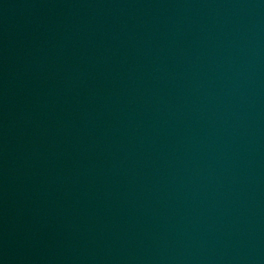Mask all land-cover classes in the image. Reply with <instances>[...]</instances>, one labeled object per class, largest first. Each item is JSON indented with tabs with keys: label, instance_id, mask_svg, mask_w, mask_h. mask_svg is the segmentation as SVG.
Instances as JSON below:
<instances>
[{
	"label": "water",
	"instance_id": "95a60500",
	"mask_svg": "<svg viewBox=\"0 0 264 264\" xmlns=\"http://www.w3.org/2000/svg\"><path fill=\"white\" fill-rule=\"evenodd\" d=\"M0 264H264V0H0Z\"/></svg>",
	"mask_w": 264,
	"mask_h": 264
}]
</instances>
